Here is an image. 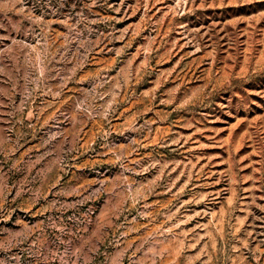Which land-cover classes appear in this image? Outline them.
Segmentation results:
<instances>
[{"label":"rangeland","instance_id":"rangeland-1","mask_svg":"<svg viewBox=\"0 0 264 264\" xmlns=\"http://www.w3.org/2000/svg\"><path fill=\"white\" fill-rule=\"evenodd\" d=\"M0 264H264V0H0Z\"/></svg>","mask_w":264,"mask_h":264}]
</instances>
